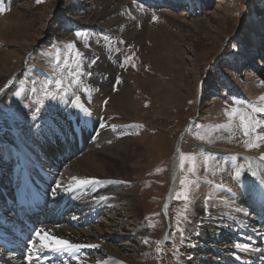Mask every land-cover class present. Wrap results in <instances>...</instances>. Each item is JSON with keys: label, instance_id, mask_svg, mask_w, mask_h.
Returning a JSON list of instances; mask_svg holds the SVG:
<instances>
[{"label": "bare ground", "instance_id": "1", "mask_svg": "<svg viewBox=\"0 0 264 264\" xmlns=\"http://www.w3.org/2000/svg\"><path fill=\"white\" fill-rule=\"evenodd\" d=\"M12 1L18 3L9 9L8 15L0 16V43L4 47L10 41L13 49L2 56L10 60L13 58V63L18 62L19 57L21 65L26 66L31 49L36 48L35 39H41L28 34V31L35 21L39 20L40 26L44 23L46 7L36 11L34 5L26 0ZM157 1L156 6L147 12L144 6L150 0H144V5L134 0H62L59 13H65L67 17L55 23L60 30L57 34L50 30L52 31L50 35H57L54 40L60 45L71 37L69 35L71 31L80 27L94 32L86 37L85 42L78 43V51L88 59V62L96 60L90 70L92 76L83 78L94 90L87 89L82 92L80 87L70 89L69 98L66 100L80 98L90 115L85 112L77 115L74 111H66L71 102L55 104L52 107L46 104L35 115L30 114L32 107L28 104L27 111L21 110L19 121L16 120L13 124L0 123V212L6 210L5 213H10L7 219L15 220L18 218L16 214L19 210L18 203L21 197H26L28 203L22 202L23 205L31 203L38 205L43 221L39 230H43L41 236L47 234L45 240L47 236H55L74 244L98 245L96 248L79 249L75 253L77 259L68 253L42 248L41 240L36 235L29 245L31 261L42 260L36 264H206L208 263L206 254L217 256L214 249H222V245L226 246L231 241L229 239L236 238L240 240L238 243L248 244L249 249L241 251L235 246H226L225 249L233 247L236 255L232 264H264V187L259 183L264 180V160L259 159L264 154V141L262 144L259 143L258 148L248 149L241 138L225 132H219V138L213 146H200L196 141L190 140L187 129L175 136L174 155L167 173V188L160 203L161 217L166 223L181 180L179 162L182 152L187 148L195 149L194 147L200 146L214 157L211 158L210 164L201 170L195 168L198 171L196 177L190 176L194 182L190 185L188 197L194 203V211L185 232L187 240L184 244L180 243L181 255L174 256V259L168 255V251L172 253L169 243L172 242L174 229V225L169 228L170 222L166 228L164 226L166 233L163 231L161 235L163 239L166 237L168 239L165 246L167 256L164 261L161 259V262L154 260L147 250H143L142 254V248L137 249L140 256L133 255L131 257L133 259L126 260L120 249L114 248L111 244L98 243L96 239L104 233L109 237L114 234L126 236V233H120L118 229L112 230L110 224H106L104 230L80 227L86 219L93 220L100 210L103 212L111 206L124 205L129 211H135L137 203L135 197L141 189L140 186H136L135 181L141 173L146 152L143 148L144 138L142 142L136 140L132 131L127 129L128 119L122 116L121 109L126 104V96L132 91L123 87L113 90L109 80L113 79L115 65H112L113 59L108 58L102 48L103 35L97 33L109 29L110 32L118 33V38L124 36L125 45L135 44L144 47L147 44L143 41L146 28L143 27L141 34L138 32L137 35V31L132 29V24L126 25L132 17L142 19V15H139L142 11L140 9L146 11L147 17L164 18L172 31L173 29L184 31L185 35H212L213 32L208 28L210 23L223 25L227 22V16H219L218 10L213 13L200 12L197 7L198 0ZM151 11L153 13H150ZM120 27L123 29L120 30ZM248 28L243 27L240 35H246L244 42L247 47L244 48V53L252 59L256 53L263 52L258 49V38L264 35L262 34L264 20H256L249 31ZM120 31L123 35H119ZM110 36L114 38L117 35ZM7 37L10 39H6ZM150 39L149 44L158 45L159 55H170L171 45L167 41L165 43V40L160 39L162 40L160 42L158 39L153 40V37ZM126 48L124 46L122 51H126ZM16 49L21 55L15 52ZM48 60L47 56L42 58L38 48L35 50L31 62L39 65L43 71L34 66L28 68V74L34 79L33 83L31 82L32 87L39 82L43 72L47 71L45 69ZM16 69L14 65L4 72L0 71V102L5 100V95L15 85L19 75V70ZM11 73V77L1 82V79L7 78ZM107 74L108 79H105ZM249 88L252 92H258L257 87ZM254 103L257 106H264V101L259 100V97L255 98ZM208 112L210 109L200 115V121H206ZM101 124H104L103 128L100 127ZM216 133L218 137V132ZM225 155H230L232 159L221 162L220 159ZM237 170L242 171L239 180L235 179ZM253 172L256 173L255 176H252ZM73 177L94 179L100 183L77 188ZM57 183L62 187L58 189ZM216 185H223L224 190H218ZM208 196L211 200L206 213L204 204L205 197ZM30 211L31 208L27 211L25 206L20 209L23 218L28 216ZM28 218L33 219L34 215ZM7 225L8 221L0 220V228ZM90 253L93 258H86ZM197 253L201 256L195 260ZM192 256L194 260L188 261L187 258ZM0 264H29V260H19L0 250Z\"/></svg>", "mask_w": 264, "mask_h": 264}, {"label": "rangeland", "instance_id": "2", "mask_svg": "<svg viewBox=\"0 0 264 264\" xmlns=\"http://www.w3.org/2000/svg\"><path fill=\"white\" fill-rule=\"evenodd\" d=\"M26 1L34 5L36 11L46 7L44 23L40 26L39 20H37L28 31V34L41 37V39H35L36 48L31 49V56L26 66L21 65L22 62L19 57L16 63L12 62L13 58L11 60L5 59L2 56L3 53L13 48L9 44V40H6L9 42L4 47L0 43V71L4 72L8 67L14 65L19 70L13 89L5 95L6 97L4 96L5 100L0 102V123L13 124L16 120L19 121L21 110L22 112L27 111L28 104L32 107L30 114L36 115L46 104L52 107L55 104L71 102L66 111H74L80 115L84 112L80 110L81 105L84 107L82 100L77 97L78 99L74 101H66L69 98L70 89L80 87L83 92L92 89V87L84 80L79 86H72V77L69 73L75 69L76 60L79 59L75 56V53L79 52L78 43L85 42L86 37L94 32L84 27L77 28L69 33L71 37L67 41L59 45L54 40L57 35H50L52 34L50 30L57 34L60 30L55 23L57 24L60 19L67 17L65 13H59L62 0ZM143 1L134 0L141 5H144ZM155 2L158 1L150 0L148 4H145L144 9L146 11L153 9L156 6ZM17 3H13L12 0H3L5 11L0 13V16L8 15L9 9L14 8ZM24 3L26 2L24 1ZM197 7L202 13L206 11L213 13L218 10L219 16H227V22L223 25L214 24L215 22L210 23L208 28L213 32L212 35H185L184 31H181L182 34L176 29L172 31L164 18L156 16L157 19L153 20V16L147 17L146 11L140 9L142 11L139 15H142V19L132 17L126 22V25L132 24V29L137 31V35L138 32L141 34L143 27L146 28L147 32L143 33V41L147 44L144 47L135 44L125 45V37L118 38V33L110 32L109 29L97 33V35H103L102 48L105 55L113 59L111 60L112 65H115L113 79L109 80L111 81L110 84L113 86L116 78L119 77L121 83L116 85V88L123 87L132 91L126 96V104L121 109L122 116L128 119L127 129L132 131L134 138L140 142L144 138L143 148L146 152L140 171L142 174L140 173L135 181L136 186L141 188L135 197L137 199L135 211H129L124 205L111 206L104 209L103 212L100 210L93 220L92 218L86 219L80 227L84 229L96 227L104 230V226L110 224L112 230L118 229L120 233H126V236L122 237L117 236V234L109 237L108 234L104 233L96 239L100 244H111L114 248L120 249L126 260L133 259L131 258L133 255L138 256L137 249L142 248V254L143 250H147L154 260H158L157 262H161V259L164 261L167 256L165 246L168 244V239L165 238L166 240L163 241L161 235L165 231L164 226L166 228L169 222V228L174 225V229L172 242L169 243L172 253L168 251V255H171L172 258L181 255L180 233L177 231V224L179 223L181 227L186 229L194 211V203L189 197L188 200H184L183 196L185 193L188 195L190 185L194 182L190 176L196 177L197 170L209 165L212 161L211 158L214 159L212 153L206 152L200 146H213L219 138V132L241 138L243 142L248 139L239 128L238 118L233 121L231 126H228V118L224 115L225 109L230 111L232 107H242L249 103L255 104V98L264 93V35L258 38V49L263 51V55L256 53L252 59L247 53H244V48L247 47L244 42L246 35H240L243 27L248 26L249 31L256 20H264V0H223L221 2L218 0H198ZM255 13L260 15H255ZM121 29L123 28L120 27ZM77 31L84 34L79 39L75 36ZM262 34H264V28ZM110 35L117 36L112 38ZM119 35H123V33L120 31ZM147 35L153 37V40L168 42L172 46H169L171 48L170 55H159L158 45L149 44L151 39ZM6 39L10 38L7 37ZM70 43L75 47L69 51L66 45ZM40 46L41 48H39ZM124 46L129 48L122 51ZM37 48L40 50L42 58L47 56L50 61L48 60L49 63L46 65L47 69L45 70L47 71H44L40 76V83L38 82L32 87L34 79L31 74H28V68L34 66L42 70L39 65L31 62ZM17 49L15 52L21 55ZM148 55L152 57L147 58ZM129 56L131 60L121 66V61ZM8 60L10 61L7 62ZM87 63L88 59L84 61V65L86 66ZM11 75L12 73L7 78L1 79V82L7 80ZM105 77L108 79V74ZM84 78L89 77L85 76ZM56 80L62 81L65 90L57 92ZM45 85H47V89H45ZM249 86L257 87L258 92H252ZM16 92L20 93L19 97L15 95ZM49 92L55 94L54 99L48 98L47 93ZM233 98L242 101L243 104L234 105ZM208 109L210 112L206 113V121H200V115ZM194 118V123L186 129L189 132L190 140L196 141L200 146L194 147L195 149L187 148L182 154L191 155L195 158L197 170L195 169L194 174L188 172L187 169L192 164L188 160L184 161V167L181 169L180 159L181 180H184L185 184L179 183L166 223L161 217L160 203L167 188V173L175 150L174 139ZM195 122L197 125H194ZM221 125L225 127H220ZM213 132L215 133L213 134ZM216 132H218V137ZM263 141H258V143L262 144ZM235 144L241 147L238 142ZM214 156L216 157V155ZM229 159H232L230 155H225L220 160L227 162ZM178 195L180 196L179 199L177 198ZM185 204H188L187 211L184 208ZM226 238L228 239L229 235ZM145 240L148 243H145ZM229 240L231 241L226 246H235L234 244L240 242L238 238ZM157 242H160L159 252L156 250ZM226 246L222 245V249H214L217 256L206 254L208 259L206 264H232L236 255L232 250L233 247L232 249H225ZM86 256H88L86 258H93L91 253ZM195 256L187 258L188 261L194 260L193 257L195 260L200 259L201 254L197 253Z\"/></svg>", "mask_w": 264, "mask_h": 264}, {"label": "snow or ice", "instance_id": "3", "mask_svg": "<svg viewBox=\"0 0 264 264\" xmlns=\"http://www.w3.org/2000/svg\"><path fill=\"white\" fill-rule=\"evenodd\" d=\"M37 2H41V0H37ZM5 11L4 7H3V0H0V13H3ZM157 18L155 16H153V20H156ZM82 35H84L83 33L77 31L75 32V36L77 37V39H79ZM121 43H123V41H120ZM87 46V45H86ZM75 47V45L73 44H67L66 48L70 51L71 49H73ZM57 52H59V50H57ZM76 57H79V59L76 60V67L74 70H72L69 75L72 77L71 80V85L72 86H79L82 81L83 78L85 76L91 77L92 76V72L90 71V69L92 68V66L96 63V60L93 59L91 61H89L87 63V65H84V61L87 59L86 57H83L82 54H80L79 52L75 53ZM58 59V57H57ZM129 60H131V57H125V59L123 61H121V66H123L124 63H127ZM133 67H135V65H132ZM121 80L119 77L116 78L115 83L113 84V90H116V85L120 84ZM45 89H47V85H45ZM56 90L57 92H60L64 89V86L62 84L61 80H56ZM15 95L17 97L20 96L19 92H16ZM48 98L50 99H54L55 98V94L53 93H47ZM75 99L78 98H72V100L74 101ZM259 100L264 101V95L259 97ZM105 103H107V101H105ZM233 104L234 105H242L243 102L233 98ZM73 106L75 107V104L73 103ZM80 110L84 111L86 114L90 115V113H88L87 109L84 108L82 105L80 106ZM224 115L228 118V122L229 125L231 126L233 121L238 118L239 121V128L242 131L243 135L245 137H248V139H246L244 141L245 146L248 149L251 148H258L260 146V144L258 143V141H262L264 140V106H257L256 104H252L249 103L247 105H244L242 107H232L231 110H227L225 109ZM101 128L104 127V124L100 125ZM220 127H225L224 125H221ZM113 130H115V126H113ZM260 160H264V154H262L259 157ZM188 160L191 161L192 164L191 166L187 169L188 172L192 173L195 171V158L191 155L185 156L184 154H181V169H183L184 167V161ZM206 170V169H205ZM242 175V171L241 170H237L235 173V179L239 180L240 176ZM256 173L253 172L252 176H255ZM72 180L75 182V187L80 188V187H86L95 183H100V181L98 180H94V179H78L76 177H73ZM181 185L185 184L184 180L180 181ZM260 185L262 187H264V180L259 182ZM62 185L60 183H57V188H61ZM218 190L223 191L224 190V186L223 185H216L215 186ZM71 190V189H69ZM177 198L179 199L180 196L178 195ZM184 200H188V195L185 193L183 196ZM103 199V198H102ZM211 200V197H205V212L207 213L208 208H209V201ZM185 210L187 211L188 209V204L184 205ZM185 219H187V217L185 216ZM188 223H191V221H188ZM43 230H38L36 235L40 238L41 240V247L42 248H46L50 251H54V252H60V253H68L69 255H72L73 258H77L75 257V253L84 247H90V248H96L98 247V245H82V244H74L71 243L68 240L59 238V237H55V236H47V240H45V236L47 234H45V236H41L40 233ZM177 231H179L180 233V243L184 244L185 241L187 240V236L185 235V232L187 231L185 228L181 227L179 225V223L177 224ZM174 235V233H173ZM167 239V237H166ZM145 243H148L147 240H145ZM159 243L157 242V252L160 251V247H159ZM33 247H35V245H33ZM235 247L238 250L241 251H247L249 249V245L245 244V243H236ZM238 258V257H237ZM29 264H31V257H29Z\"/></svg>", "mask_w": 264, "mask_h": 264}, {"label": "water", "instance_id": "4", "mask_svg": "<svg viewBox=\"0 0 264 264\" xmlns=\"http://www.w3.org/2000/svg\"><path fill=\"white\" fill-rule=\"evenodd\" d=\"M18 74H19V71H18Z\"/></svg>", "mask_w": 264, "mask_h": 264}]
</instances>
